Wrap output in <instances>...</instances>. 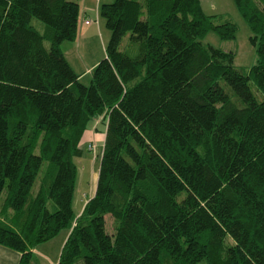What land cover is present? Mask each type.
<instances>
[{"label": "trees", "instance_id": "obj_1", "mask_svg": "<svg viewBox=\"0 0 264 264\" xmlns=\"http://www.w3.org/2000/svg\"><path fill=\"white\" fill-rule=\"evenodd\" d=\"M233 1L257 44L251 68L203 46L237 28L200 0H114L86 87L61 49L78 5L0 0V246L18 264L63 231L58 264H264V0ZM95 117L96 187L76 216L73 159Z\"/></svg>", "mask_w": 264, "mask_h": 264}, {"label": "rangeland", "instance_id": "obj_2", "mask_svg": "<svg viewBox=\"0 0 264 264\" xmlns=\"http://www.w3.org/2000/svg\"><path fill=\"white\" fill-rule=\"evenodd\" d=\"M203 12L207 16L213 17L215 24H222L225 22L233 23L236 28L235 39L230 41H222L214 32H209L202 40L201 43L205 47H212L215 49H221L225 52H232L234 58L231 64L235 67H239L243 70H247L256 64V42H252L251 37L253 36L246 21L239 13L233 0H200ZM36 26H40L37 22ZM109 32V31H108ZM107 36V43L110 39V33ZM128 35L125 36L119 46V51H124L127 48ZM93 49L96 50V45ZM102 53L93 56V59L82 58L81 56V67H77L72 62L73 70L78 73H85L93 61H100L102 54L104 55L103 48ZM91 79V69L83 74L79 81L83 86H89ZM250 87L253 94L258 100H262L263 96L257 91L253 82H250ZM98 129V130H96ZM101 125V117H95L91 119L87 125V129L82 137L80 149L82 155L73 159L74 164L77 168V180L75 183L74 193L72 197V209L76 216H78L83 208L85 199L90 198L96 187V181L99 170V157L102 150V144L104 141V133ZM103 136V137H102ZM102 137V140H101ZM91 145L92 150L87 151L86 146ZM85 149V150H84ZM106 219V231L112 233L113 220L110 216H105Z\"/></svg>", "mask_w": 264, "mask_h": 264}, {"label": "crops", "instance_id": "obj_3", "mask_svg": "<svg viewBox=\"0 0 264 264\" xmlns=\"http://www.w3.org/2000/svg\"><path fill=\"white\" fill-rule=\"evenodd\" d=\"M70 1L75 2L79 7L77 37L74 42L63 43L61 49L70 66L72 67L73 63L80 68L82 65L81 56L83 59H93L94 55L102 53L101 47L104 52V48L107 44L106 38L107 36L109 38V32L105 27L104 21L99 16V11L101 5L111 4L114 0ZM86 22H88V24H85ZM93 45L94 47L96 45V50L93 49ZM103 56L102 54V58ZM97 63L98 61H93L87 71L92 69ZM85 73H78L77 75L80 78ZM88 199H85V203ZM85 203H83V205ZM68 234V231H63L51 241L36 247L33 250L30 264H58L60 251ZM19 258L20 254L17 252L0 246V264H18Z\"/></svg>", "mask_w": 264, "mask_h": 264}, {"label": "built area", "instance_id": "obj_4", "mask_svg": "<svg viewBox=\"0 0 264 264\" xmlns=\"http://www.w3.org/2000/svg\"><path fill=\"white\" fill-rule=\"evenodd\" d=\"M85 24H88V22H86ZM92 147V146H89V148Z\"/></svg>", "mask_w": 264, "mask_h": 264}]
</instances>
